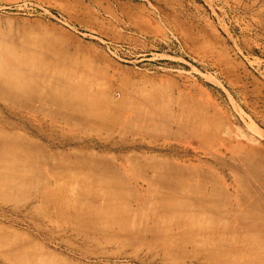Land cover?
I'll return each instance as SVG.
<instances>
[{
  "label": "rangeland",
  "instance_id": "rangeland-1",
  "mask_svg": "<svg viewBox=\"0 0 264 264\" xmlns=\"http://www.w3.org/2000/svg\"><path fill=\"white\" fill-rule=\"evenodd\" d=\"M0 264H264V0H0Z\"/></svg>",
  "mask_w": 264,
  "mask_h": 264
},
{
  "label": "bare ground",
  "instance_id": "bare-ground-1",
  "mask_svg": "<svg viewBox=\"0 0 264 264\" xmlns=\"http://www.w3.org/2000/svg\"><path fill=\"white\" fill-rule=\"evenodd\" d=\"M7 70H8V68H7ZM42 97H44V96H42ZM48 98V97H47ZM5 168L8 170V171H10L11 172V174H13V173H16L17 171H18V169L17 170H14V169H12L11 167H7L6 165H5ZM18 175V174H17ZM8 177H10V176H8ZM10 184H14V181H10Z\"/></svg>",
  "mask_w": 264,
  "mask_h": 264
}]
</instances>
